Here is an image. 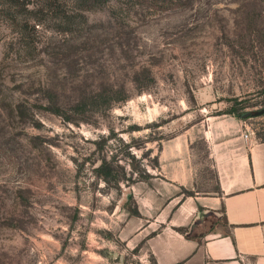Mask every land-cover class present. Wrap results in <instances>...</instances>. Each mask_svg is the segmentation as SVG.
<instances>
[{"label": "rangeland", "instance_id": "obj_1", "mask_svg": "<svg viewBox=\"0 0 264 264\" xmlns=\"http://www.w3.org/2000/svg\"><path fill=\"white\" fill-rule=\"evenodd\" d=\"M176 1L112 0L71 33L0 19V264H144L136 224L217 189L211 122L264 140L244 118L264 111V0Z\"/></svg>", "mask_w": 264, "mask_h": 264}, {"label": "crops", "instance_id": "obj_2", "mask_svg": "<svg viewBox=\"0 0 264 264\" xmlns=\"http://www.w3.org/2000/svg\"><path fill=\"white\" fill-rule=\"evenodd\" d=\"M206 139L217 189L178 194L136 224L129 245L143 243L144 264H264V140L232 117L213 120ZM191 172L179 162V189L192 186Z\"/></svg>", "mask_w": 264, "mask_h": 264}, {"label": "trees", "instance_id": "obj_3", "mask_svg": "<svg viewBox=\"0 0 264 264\" xmlns=\"http://www.w3.org/2000/svg\"><path fill=\"white\" fill-rule=\"evenodd\" d=\"M112 0H72L71 11L65 8L57 0H43L39 9L34 8L33 0H0V19H3L18 32L26 33L29 20H36L38 24L48 21L51 26L59 31L71 33L81 25L84 13L92 11L95 7H104ZM127 3L140 7H151L156 10L168 11L180 7V1L176 0H126ZM50 12V13H49ZM84 12V13H83ZM48 14L45 16V14ZM31 46L33 40H24ZM56 111H59L56 110ZM100 175L106 176L104 166L98 170ZM186 233L187 230H180Z\"/></svg>", "mask_w": 264, "mask_h": 264}, {"label": "water", "instance_id": "obj_4", "mask_svg": "<svg viewBox=\"0 0 264 264\" xmlns=\"http://www.w3.org/2000/svg\"><path fill=\"white\" fill-rule=\"evenodd\" d=\"M262 113H264V111H261V112H258V113H254V114H246L245 116H244V118H250V117H258V116H260ZM129 198V197H128Z\"/></svg>", "mask_w": 264, "mask_h": 264}]
</instances>
